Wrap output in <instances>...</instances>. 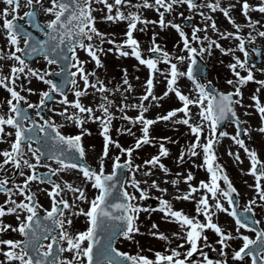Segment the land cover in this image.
Wrapping results in <instances>:
<instances>
[{
	"label": "snow or ice",
	"instance_id": "1",
	"mask_svg": "<svg viewBox=\"0 0 264 264\" xmlns=\"http://www.w3.org/2000/svg\"><path fill=\"white\" fill-rule=\"evenodd\" d=\"M237 6L245 23L230 15ZM146 11L154 12L155 18L149 19ZM217 11L233 30L218 27L213 15ZM252 12L264 14V0H2L0 89L7 95L0 98V143L7 147L0 149V194L4 197L0 202V264H264V216L257 218L255 211L264 209V159L246 142L253 131L264 134L260 96L264 78L255 75L264 76V66L250 63L249 51L258 53L264 47L255 44L258 37L264 38V23L253 18ZM197 15L199 22L192 23ZM104 22H125L119 40L115 33L98 27ZM149 24L175 30L179 39L172 51L157 41L155 31L148 47L141 48L135 33L144 32ZM209 29L214 35H209ZM221 39L233 43L224 46ZM106 43L112 47L105 48ZM214 49L231 57L226 65L231 75L225 80L229 90L197 75L204 71L197 58L211 57ZM112 52L134 57L147 69L134 102H128L134 89L127 69H122L124 78L119 83L109 86L110 81L89 67L94 63L103 68L102 54ZM41 60L44 67L34 66V61L38 65ZM161 62L164 67L159 66ZM158 75L166 81L159 95L154 90ZM182 78L190 82V89L180 85ZM34 80L46 87L32 86ZM248 82L258 87L250 95L253 103L246 105L242 89ZM33 94L38 97L35 101L30 99ZM166 98L176 106L151 118L146 115L150 106H161ZM129 109H136V114L128 115ZM252 114L259 118L255 129L241 119ZM117 115L141 125V135L130 147L110 134ZM89 122L97 123L102 137L95 167L85 162L82 140L90 135L85 126ZM157 122L185 126L192 138L180 145L176 163L188 161L192 168L205 169L206 179L193 183L192 169L175 172L169 179L172 170L162 162L170 154L165 142L176 141L153 137L150 126ZM225 124L234 131L222 130ZM66 127L76 131L66 133ZM116 131L131 134L129 127ZM224 138L232 142L226 152L234 164L239 166L244 158L249 161L240 171L252 176L253 183L247 187L253 194L243 207H239L238 189L219 162ZM143 144L156 145L158 151L137 163L134 153L139 158ZM112 148L116 152L110 155ZM88 151L95 152V146L89 145ZM157 168L162 177L154 171ZM67 175L73 179H65ZM43 184L48 187L41 188ZM163 184H170L174 191L169 194ZM89 187L94 190L91 196ZM38 193L46 194L48 206L40 202ZM149 199L158 201L157 205L146 204ZM179 200L191 201L194 212L174 207L173 201ZM153 211L162 213L161 219L175 224L176 230L162 231L153 221L147 234L162 244L145 248L137 240L144 235L140 214ZM221 212L231 217V227L219 222ZM7 215L14 217V224L5 222ZM80 217L82 228L75 226ZM7 232L16 235L6 238ZM209 232L214 233L212 238ZM237 239L241 243L233 247ZM123 241L137 250L118 247ZM194 254L200 259L190 260Z\"/></svg>",
	"mask_w": 264,
	"mask_h": 264
},
{
	"label": "rangeland",
	"instance_id": "2",
	"mask_svg": "<svg viewBox=\"0 0 264 264\" xmlns=\"http://www.w3.org/2000/svg\"><path fill=\"white\" fill-rule=\"evenodd\" d=\"M23 2V0H22ZM0 5H2V0H0ZM26 10V9H25ZM183 10V9H181ZM185 13H187V11H185ZM146 16L149 17V19L154 18V12H145L144 13ZM174 14V13H173ZM175 15V14H174ZM98 27L102 30V31H107L110 33H115V39L119 40L120 37V33L125 30V22H118V23H109V22H104V23H99ZM150 28V25L147 26L146 30ZM157 32L159 33L158 37L159 38H170L171 40H174V36L175 33H173V31L170 28H166L163 31L160 32V29L155 28L153 30V32ZM163 36V37H162ZM147 36L144 34V32H138V38L139 40H144ZM145 45L148 46V41L145 40ZM105 48H107V43L104 45ZM145 47V46H144ZM104 67L100 68L97 72V74L104 79L106 82L110 81L109 86H113L116 83H119L123 78H124V74L123 76L119 77V73L118 71H122V69H127V76H128V80L129 83H131L133 85V89L134 91L132 93L129 94V101L128 102H134L138 99V95L139 93L142 91V87H143V80L145 78V72L144 69L137 65L132 59L131 56H127V57H121V56H115L111 59L110 56H108L107 58V54H104ZM34 66H39V67H44V62L43 61H39V64L37 65L36 62L34 61ZM134 65H136L137 67H134ZM52 67V66H51ZM123 72V71H122ZM124 73V72H123ZM158 77H156L157 79ZM159 81L157 80V83L155 84V93L157 95H159L160 93H162L163 91L161 90L160 86H158ZM116 95V99L117 102H119V95ZM35 97V98H34ZM37 98V95H30V99L35 101V99ZM69 98L71 99L72 96L70 95ZM87 99H91V97H88ZM145 103H148L147 101ZM176 106V103L173 101V99L171 98H166L164 100H162L161 102V106L158 107H149V111L146 114L147 116H149L150 118L153 117L155 114H162L164 111V109L166 107H173ZM251 109V108H249ZM242 111V110H240ZM253 110H249V112H252ZM137 112L136 109H129L128 110V115H135ZM241 119L243 120H247L252 127L255 129L257 127L258 123V119L256 117L255 114H252L250 116H241ZM86 126V125H85ZM93 131H91V133L96 134L99 133V127L97 125V123H93ZM90 127V126H89ZM120 127H129L131 129V134L129 133H118L116 129L120 128ZM71 128V127H70ZM140 128L141 125L139 123L136 124H131L129 122H126L122 119L119 118V115H117V118L115 120H113L112 122V128L110 130V134L112 137H114V139L119 140L120 143H122V145H126V146H132L134 139L139 137V135H141L140 132ZM181 125H170L166 122H157L155 125L150 126L151 129V135L155 138H159L160 136H168L171 138V140L176 141L177 136V130H180L181 132ZM182 130L185 131L183 125H182ZM223 130H226L228 132H233V130L229 127L224 128ZM76 129L71 128V132H75ZM117 134V135H116ZM116 135V136H115ZM187 134H185V137L183 138L185 141L182 144H185L187 141H189V139H191V137H189V139H187ZM252 139L249 141H246L251 147H255L257 149V151L259 152V154L261 155V158L264 159V134H261L258 131H253L251 133ZM125 137V138H124ZM127 143V144H126ZM231 140L229 138H224L222 144L219 146V162L221 164L224 165L227 174L229 175L230 179L232 180L234 186L238 189L239 193H240V207H243L244 204L246 203L247 199L250 198L253 194L252 189H250L249 187H247L248 184H252L253 183V178L250 174H242L240 169L241 168H247L249 166V161L247 160V158H244L243 163L240 164L239 166H237L236 164L233 163V157H230L227 155L226 149L231 145ZM166 147H168L170 149V154L167 157H164L162 159V162L168 166L172 171L168 174L169 175V179H171L172 174L175 172H183L184 169H192L194 171V173H196L197 175L195 176V179L193 181V183L197 182L200 179V171L198 169L192 168L191 163H189L188 161H186L183 165L177 164L175 157L178 155L179 152V148L181 144L178 143H169V142H165ZM92 145L89 142H86L84 144L86 152H87V161L89 163L92 164L93 167H95L97 165V160H96V155L100 152V147L97 146L95 147V152H91L88 151V146ZM233 149L235 150V146H233ZM116 150V149H115ZM113 148L110 151V155L112 153H114ZM139 158L135 157V153H134V159H136L137 163H140L143 159H146L148 157H150L153 154H156L158 151V147L156 145H143L139 150ZM241 156L244 157L245 154L243 153V151L241 150ZM123 159V157H122ZM197 163H200V158H195ZM108 164H110V161L106 162V171L110 170V168L107 166ZM154 171L157 173L158 176L162 177V173L160 172V170L154 169ZM67 179L71 180L73 179V177L71 175L67 176ZM247 182V183H245ZM162 186L167 187L169 189V194H171L174 189L172 188V186L170 184H163ZM180 187L183 188L184 184L183 182H181ZM93 191L90 187H89V196H91L93 194ZM157 195H159V193H157ZM168 198L171 199V196L168 195ZM146 204H148L147 201H145ZM174 207L176 208H182L185 212L187 211V207L191 206L192 207V213L194 212V204L191 201H186V200H179V201H173ZM86 207V205H85ZM186 207V210H185ZM256 216L257 218H261L262 216H264V209L261 208H257L256 210ZM162 216V213H160L159 211H153L151 213H147V212H142L140 214V220L142 221L140 227H141V231L144 232V235L142 236H137V240L140 241L141 246L147 248V247H155V248H160L162 242H159L157 240H155L153 237H151L150 235L147 234V231L150 230V225L153 221H155L159 226H160V230L162 231H173L176 230V225L175 224H171L166 222L165 220L159 218ZM218 219L219 222L221 224H226L229 227L232 226L233 221L231 219V217H229L227 214L225 213H219L218 215ZM75 226L76 227H83V217H80L79 220H77L75 222ZM262 226H264V224H262ZM247 234L252 235L251 232H248ZM254 236V235H252ZM233 247H237L239 246V244L241 243V241H239L238 239L233 241ZM118 247H121L123 250H129V251H136V246L134 244H131L128 241H123L118 243L117 245ZM211 255H215L214 253H211Z\"/></svg>",
	"mask_w": 264,
	"mask_h": 264
},
{
	"label": "flooded vegetation",
	"instance_id": "3",
	"mask_svg": "<svg viewBox=\"0 0 264 264\" xmlns=\"http://www.w3.org/2000/svg\"><path fill=\"white\" fill-rule=\"evenodd\" d=\"M233 2H235V0H233ZM250 2L255 3V2H257V0H250ZM224 3H227V0H224ZM238 8H239V6H237L236 10L230 12V15H233L234 18L237 21H239L241 23H245L244 17L239 13ZM185 15H188V13H185ZM213 15L215 16V19L217 21L218 27L220 29H222V30L223 29L233 30L232 29V25L229 24L228 20L223 16L222 13L217 11ZM251 15H252L253 18L261 19L262 23H264V14H260L259 12H252ZM41 19H43V17H41ZM177 19H179V17H177ZM199 20H200V18H199L198 15L194 16L193 20H192V23H198ZM152 27H154V26L152 25ZM187 30L188 29L186 28V31ZM242 31L244 33H247L248 29L247 28H243ZM209 35H214L211 32L210 29H209ZM178 39H179V37L177 36V40ZM220 43L222 45H224V46H230L233 43V41L221 39ZM255 44L257 46H264V38H259L258 37L257 41L255 42ZM107 46L108 47H112V45H110V44H107ZM164 47H166L169 51L173 50V44L172 45L165 44ZM249 51L251 53L250 54V63L254 62L257 65V67L264 66V47H261V50L258 53H252L251 52V48H249ZM80 55H81L82 58L85 57V54L82 53V52H81ZM236 55L242 56V54L239 51L236 52ZM198 58L201 59L200 57H198ZM230 60H231L230 56L223 55L218 50L214 49L213 50V54H212L211 57L205 56V57H203L201 59L203 65L201 64V62L199 63V60H198V65L202 69H204V71H202L200 73H197V75L201 76V77H206L207 79H211L213 81V83L217 87L222 89V90H229V88L231 86L227 85L225 83V80L231 75L230 71L226 67L227 63H229ZM221 61H222V63H221ZM159 66L160 67H164L165 65L163 64V62H161V64ZM146 71H147V69H146ZM242 74H244V73L242 72ZM255 75L258 78H264V76H262L261 73H259V72H256ZM161 80H162V82L160 84V88H161L162 91H164L165 88H166V81L164 79H162V78H161ZM179 83H180V85L182 87H184L186 89H190L191 88V84L186 78H182ZM32 86L38 87V88H45L46 87V85H44L42 82H38V81H35V80L33 81V85ZM256 87H258V85H256L254 82H248L243 87L242 90H243V93H244V103L246 105L253 103L250 100V95L255 90ZM6 95H7V93L3 89H0V98L5 97ZM33 95L36 96L35 94H33ZM69 96H70V94H69ZM260 96H261L262 100H264V89H261ZM37 98L35 100H37ZM237 110H238V112H240L241 109L238 108ZM249 110H252V109H248V111ZM57 119H59V118H57ZM258 120H259V118H258ZM227 126H229L234 131L233 126H231L229 124H226L224 126V128L227 127ZM63 131H65L66 133H71L70 127H66L65 129H63ZM5 147H7V145H5L3 143H0V149H3ZM41 171H44V169H41ZM67 176H65V179H67ZM206 176H207V174L200 175L201 179H206L207 178ZM221 184H222V181H221ZM36 187H37V185L33 184V188H36ZM40 187L41 188H46V187H48V185L47 184H43V185H40ZM70 195L71 194H69V196ZM38 196H39L40 202L44 203L45 206H48V198H47L46 194L38 193ZM3 198H4L3 194H0V202H2ZM3 219L7 223H13V224L15 223V219L11 215H7V216L3 217ZM4 235H5L6 238H8V237H13L16 234L15 233H11V232H7ZM194 256H195V260H199L200 259L198 254H194Z\"/></svg>",
	"mask_w": 264,
	"mask_h": 264
}]
</instances>
